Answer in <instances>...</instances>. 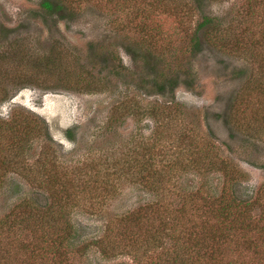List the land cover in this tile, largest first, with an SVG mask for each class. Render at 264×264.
<instances>
[{
	"label": "rangeland",
	"instance_id": "rangeland-1",
	"mask_svg": "<svg viewBox=\"0 0 264 264\" xmlns=\"http://www.w3.org/2000/svg\"><path fill=\"white\" fill-rule=\"evenodd\" d=\"M42 1L0 0V217L39 207L3 226L0 264H264V10L204 1L230 28L193 51L185 0ZM53 194L64 245L33 225ZM109 223V252L84 249Z\"/></svg>",
	"mask_w": 264,
	"mask_h": 264
},
{
	"label": "trees",
	"instance_id": "trees-1",
	"mask_svg": "<svg viewBox=\"0 0 264 264\" xmlns=\"http://www.w3.org/2000/svg\"><path fill=\"white\" fill-rule=\"evenodd\" d=\"M185 1H186V4L190 5L194 10H196V11L198 10L201 12V21L199 22L198 27L196 28L194 35H193V38H192L193 51L199 50L200 46L202 47L201 40H202V38L206 39V37H208V35H207L208 33L213 36L214 34H217V33L219 35H222L223 30L229 31V28H230L229 25L225 26V24H222L218 18H214L205 12L206 2L208 0H194L192 2H189V0H185ZM204 1H206V2L204 3ZM64 2H65V0H43L41 2V8L43 9L45 16H46V14L47 15L59 14L60 11L64 10V8H65ZM246 3H247L246 6H247L248 11L245 14H242L243 10H242V12H240L241 15L239 14V16H241L242 18H245L248 20H249L250 16H254V17L258 18L256 16L257 9L260 8V9L264 10V0H247ZM229 11H230V8H228L227 13H229ZM238 20H239V22H238L239 26L244 27V23L241 22V18ZM244 34L245 33H242L243 36H244ZM220 40H219V43L221 45L226 46V44H228V42H225L224 39L221 38ZM209 44L212 45L213 47L217 46L213 43H209ZM163 80H165V78ZM131 109L133 110L132 106H131ZM145 109H146V111H144V112L149 113L152 116H154V114L157 113V110H159V109H152L148 105L145 106ZM159 114H160V112L157 113V115H159ZM34 130H35L34 127H32V131H34ZM46 133L48 134L49 138L52 139L51 134L48 131ZM65 133L69 136V138H73V136H74V130L72 131L71 128L67 129L65 131ZM22 147H23L22 144H18V149H20ZM0 164L6 165L7 161L4 158H2L0 161ZM1 171L2 170H0V172ZM205 173H202V174L204 175ZM20 174L24 178H26L27 181L31 180L29 173L20 172ZM153 174H148L147 176H145L143 178L146 179V183L149 184V186H151L153 189H155V188H158V186H155L154 181L159 179V178L153 176ZM149 178H151L152 180H150ZM234 178H236V177H233V178L229 177L230 180L228 181V183H229L228 186L229 185L230 186L236 185L237 181L234 180ZM168 183H169V185L167 187L173 189L174 183H172V182H168ZM230 191L232 192V195L230 196V200H227V201L225 200L224 206L222 208L223 209L222 214H224V216H226V215L229 216V215L234 214L235 205L239 204L237 196H236L235 191H234V188H232ZM228 196H229V194H228ZM222 197H223V199H226V195L222 194ZM54 198H57V196L55 197L53 194V198L50 200V203L48 205V209L41 211V212H44L46 214V216L44 218L39 219L38 221H35L37 219H34L33 225L35 228L41 230V232L49 233L47 235V237L55 234L53 236L52 240L55 239L59 243L58 245H64L66 242H68L69 239H73V236H74L73 233H76V230L74 231L72 222L70 220H66L67 222L62 226L58 225V223L59 224L63 223L60 221H62V219L64 217L61 216L59 213L64 212L63 209H60L63 204L64 205L62 208H65V207L67 208V202H66L67 197L64 198L65 203H63L58 210L55 208V206L58 205L56 203V201L52 202V200ZM95 203H93L92 206L97 208V204H95ZM159 204H160V202H158V204H156L155 206H158ZM36 208H39V207H36L34 205H31V204H27V202H21L18 206L14 207L13 211L11 212V215H7V217H0V231L3 230L2 228H4L3 226H5V225L13 226L12 224H16L20 220H24V219H19V220L13 219L15 216L21 217V218L27 217V218H29V220L26 222H29L31 217L28 215L27 210L29 209L30 211H34V210H36ZM55 210H57L56 211L57 214L54 216L53 214H54ZM111 234H112V228L110 227V223H109L107 229L104 232V235L99 237V238H96L95 240L90 241L89 243L87 242V244L84 245V249H88L89 247L96 246L100 251H102V253L104 255H106L109 252V245H111L110 239H109ZM49 240H50V238L49 239L47 238L46 243H48ZM50 245H55V244L50 243ZM155 247H158V245H155ZM54 256H56V255H54ZM50 257L51 256H49L48 258H50Z\"/></svg>",
	"mask_w": 264,
	"mask_h": 264
}]
</instances>
